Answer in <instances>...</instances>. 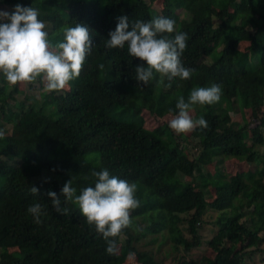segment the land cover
<instances>
[{
    "label": "trees",
    "instance_id": "trees-1",
    "mask_svg": "<svg viewBox=\"0 0 264 264\" xmlns=\"http://www.w3.org/2000/svg\"><path fill=\"white\" fill-rule=\"evenodd\" d=\"M17 4L39 10L54 44L63 26L79 23L88 27L93 48L80 77L60 93L41 92L38 108L18 100L17 86L0 79V264H125L129 256L160 264L151 251L139 250L143 240L157 250L169 243L166 256H179L177 264L264 258V0H0L7 12ZM120 16L130 24L159 16L174 20L176 32L188 36L181 59L193 69L191 78L173 80L170 88L158 75L147 85L137 83L140 61L127 47L105 46ZM213 84L221 98L194 108L207 122L190 133L194 141L178 140L166 124L145 127L147 116H175L178 97L187 102L194 88ZM239 106L250 121L234 122ZM226 160L248 170L229 177L220 165ZM104 168L135 183L141 201L131 214L135 228L125 230L114 255L76 205L61 197L68 212L58 213L47 195L61 196L72 178L79 194L94 186L91 172ZM35 203L46 213L40 224L28 212ZM138 218L148 223L142 232ZM211 225L217 227L208 242L214 258L189 259Z\"/></svg>",
    "mask_w": 264,
    "mask_h": 264
},
{
    "label": "clouds",
    "instance_id": "clouds-1",
    "mask_svg": "<svg viewBox=\"0 0 264 264\" xmlns=\"http://www.w3.org/2000/svg\"><path fill=\"white\" fill-rule=\"evenodd\" d=\"M40 15L37 8L20 4L12 12L0 11V75L11 86L40 83L43 91L60 93L80 77L92 53L93 41L88 27L77 23L74 27L63 26L59 30L62 39L54 44ZM117 19L105 46L121 50L127 47L128 54L140 61L134 69L137 83L147 85L158 75L159 82L167 81L166 87L170 88L173 80L191 78L193 69L185 67L181 59L188 36L176 32L174 20L159 16L148 22L135 20L130 24L127 16ZM174 32V38H170ZM99 67L103 69L104 65ZM220 98L221 88L216 84L194 88L187 102L183 96L178 97L175 105L178 114L169 121V127L177 134L206 128V120L194 119L191 112L196 106L214 105ZM3 136L4 131L0 130V138ZM91 177L94 186L81 188L79 194L72 178L62 187L61 196L54 191L47 195L58 213L68 212L67 207L61 208V197L64 204L76 205L89 227L104 239L107 253L114 255L118 251V239L124 236L125 230L135 228L131 214L141 206L137 185L110 174L107 168L93 170ZM38 191L32 186L33 194ZM28 212L36 224L46 214L40 203L29 206Z\"/></svg>",
    "mask_w": 264,
    "mask_h": 264
},
{
    "label": "rangeland",
    "instance_id": "rangeland-1",
    "mask_svg": "<svg viewBox=\"0 0 264 264\" xmlns=\"http://www.w3.org/2000/svg\"><path fill=\"white\" fill-rule=\"evenodd\" d=\"M160 4L161 1L157 2L155 4V6L153 7V11L154 14L156 16V14H158V11L160 10ZM8 7H2L0 8V11H8ZM231 38L234 37V33L232 32L230 34ZM247 44H243L240 47V50L243 51L244 47ZM207 64H210V61H208ZM1 82L4 81V78L0 77ZM41 84L37 83L35 85H17V88L19 90V93L16 94V98L20 101H28V102H33L35 103V108H38L39 106V101L41 100L40 98V93L41 92H45L43 91V88H41ZM48 101L50 99H47ZM45 104H47L45 102ZM38 105V106H37ZM44 105V103H43ZM238 113H235L233 115L234 117V122L235 123H239L242 122L243 120H251V116L250 114L243 110V108L241 106L238 107ZM47 112L48 115L51 118H55L54 114H53V109H50V106L47 107ZM191 115L193 116L194 119H199L200 117H202L201 115H197L196 111H192ZM144 116V114H143ZM174 118V116H167L165 119H154L153 117H148L146 118V122H145V127L149 130H156L159 129L161 127H163L164 124H166V126L169 127V121ZM253 126H254V122ZM170 128V127H169ZM176 137H178V140L187 142V140L189 139L190 141H194L195 139H193L190 135V133L188 134H177L176 133ZM221 168L223 170V172L227 175V176H231L233 175L235 172L239 171V172H246L248 170V165L245 163H240L237 162L235 160H226L220 163ZM206 171H213L214 175L216 174L214 167H208ZM141 195V194H140ZM214 195H211L210 198H214ZM215 215H213V219H214ZM137 220V227H139L140 231L142 232L144 230V228L147 226V221H143L141 218L136 219ZM217 230V227L215 225H211L208 226L207 229L205 227V230H203L202 232V236H203V244L202 247L200 249L194 250L190 256L189 259H193V260H198L200 258L203 257H208V258H214L215 253L214 251L209 247L208 242L213 238L215 232ZM148 237H150V235H148ZM157 246H148L146 245V240H143L142 243L138 244V248L141 251L144 250H148L151 251L153 253V255L155 256L156 260H158V262H160V264H177V259L179 258V256L176 257V255H172L170 254L169 257L166 256V252L171 251V246L169 243H165L163 245L162 248H160V250H157L156 248ZM120 252L124 253L126 251L121 250ZM176 257V258H175ZM176 260V261H175ZM125 264H139V262L137 261V258L135 256H129L128 260L126 261ZM248 264H264V258L260 257V256H256L254 259V262H248Z\"/></svg>",
    "mask_w": 264,
    "mask_h": 264
}]
</instances>
